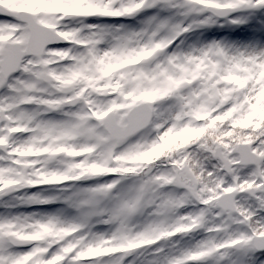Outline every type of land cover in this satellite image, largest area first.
I'll return each instance as SVG.
<instances>
[{"label":"snow or ice","instance_id":"obj_1","mask_svg":"<svg viewBox=\"0 0 264 264\" xmlns=\"http://www.w3.org/2000/svg\"><path fill=\"white\" fill-rule=\"evenodd\" d=\"M0 264H264V0H0Z\"/></svg>","mask_w":264,"mask_h":264}]
</instances>
